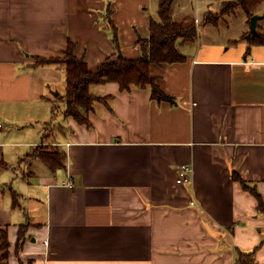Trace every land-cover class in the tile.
Instances as JSON below:
<instances>
[{"label": "crops", "instance_id": "0c3cea01", "mask_svg": "<svg viewBox=\"0 0 264 264\" xmlns=\"http://www.w3.org/2000/svg\"><path fill=\"white\" fill-rule=\"evenodd\" d=\"M158 13L159 0H0V264H264V210L240 182L264 205V46L194 50L199 36L186 62L151 67L174 104L106 84L90 88L104 102L88 125L53 113L66 69L36 58L72 43L95 73L114 59L113 23L140 59ZM50 146L65 169L38 157Z\"/></svg>", "mask_w": 264, "mask_h": 264}, {"label": "trees", "instance_id": "16d2710c", "mask_svg": "<svg viewBox=\"0 0 264 264\" xmlns=\"http://www.w3.org/2000/svg\"><path fill=\"white\" fill-rule=\"evenodd\" d=\"M176 2L177 0H159L160 21H152L149 39L138 42L142 50L140 59L127 60L123 56L118 30L113 23L111 28L115 45L114 59H108L95 73L89 70L83 59L76 57V47L72 43L69 44L63 57L55 59L36 58L35 67L55 65L63 66L66 69V94L57 98L65 105L63 113L65 118H73L80 125H88V115L94 110L95 104L104 102V100L96 98L90 93V88L94 85L117 84L122 91H131L133 88L151 89L153 98L174 104V99L166 96L160 89L158 79L151 74V67L186 62L187 58L181 53L180 47L196 43L199 38L198 26H217L220 20L234 15L239 8L245 12L250 24L253 17L259 16L257 12L264 5V0H232L222 5L218 15H214L211 11L206 13L202 25H199L194 16H187L181 21H175L174 6ZM261 17L259 23L264 22V14ZM259 23L256 34L248 38L249 32L242 38L248 42L250 48L264 46V34L260 30ZM59 110L60 107L56 103L53 113L55 114ZM45 136L46 139L49 138V134ZM37 152L38 157L47 163L53 171L65 169L66 156L52 146L40 147ZM240 182L245 190L257 197L260 210L263 211L264 205L260 196L246 183ZM25 238L26 230L23 227L19 234L17 251L21 249ZM1 241L4 242L3 249L9 246L7 234H3ZM236 264H241V262L238 260Z\"/></svg>", "mask_w": 264, "mask_h": 264}, {"label": "rangeland", "instance_id": "374dc122", "mask_svg": "<svg viewBox=\"0 0 264 264\" xmlns=\"http://www.w3.org/2000/svg\"><path fill=\"white\" fill-rule=\"evenodd\" d=\"M182 0L180 2V7H176L174 9L176 17L175 21H181L183 17L180 15L183 14L185 16H194L197 23L202 25L204 15L211 11L214 15H218L221 11V7L224 3L231 2L232 0H222L218 2V0ZM210 4V5H209ZM257 14L262 16L264 14V5L258 10ZM248 18L245 12L239 8L234 15L225 17L220 20L217 26L209 25V26H198V33L201 36L202 41L200 40L196 46H194V50H196L197 46L201 45V42L204 44L212 43V44H223L227 48L232 46L233 44L241 42L243 39L244 32H251L250 24L248 23ZM264 29V22L260 23V30ZM247 34V33H246ZM193 49V46H191ZM59 88L57 93L61 96H64L66 84L63 81L61 84H58ZM57 105L60 107L62 112H64L65 105L61 103V101H57ZM60 116H62L60 114ZM3 127H6V124L1 123Z\"/></svg>", "mask_w": 264, "mask_h": 264}, {"label": "built area", "instance_id": "2783aa9c", "mask_svg": "<svg viewBox=\"0 0 264 264\" xmlns=\"http://www.w3.org/2000/svg\"><path fill=\"white\" fill-rule=\"evenodd\" d=\"M104 2H109L110 0H103ZM193 175V169L190 166L183 165L180 166L178 170V180L180 184H188L191 182Z\"/></svg>", "mask_w": 264, "mask_h": 264}, {"label": "water", "instance_id": "95a60500", "mask_svg": "<svg viewBox=\"0 0 264 264\" xmlns=\"http://www.w3.org/2000/svg\"><path fill=\"white\" fill-rule=\"evenodd\" d=\"M262 19V17L260 16H255L251 19L250 22V27H251V32L250 35L248 36V38H250L252 35L257 33V27H258V22ZM59 94H56V96H58Z\"/></svg>", "mask_w": 264, "mask_h": 264}]
</instances>
